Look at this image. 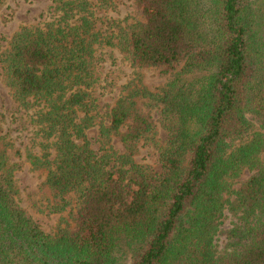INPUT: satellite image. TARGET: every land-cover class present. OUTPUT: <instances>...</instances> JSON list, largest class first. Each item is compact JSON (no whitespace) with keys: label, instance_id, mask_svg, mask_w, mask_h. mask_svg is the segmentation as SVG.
<instances>
[{"label":"trees","instance_id":"trees-1","mask_svg":"<svg viewBox=\"0 0 264 264\" xmlns=\"http://www.w3.org/2000/svg\"><path fill=\"white\" fill-rule=\"evenodd\" d=\"M133 4L131 22L103 31L95 12L113 0H52L0 52L13 99L35 106L24 159L46 170L52 209L72 206L74 223L41 230L0 148V264H264V0ZM113 44L166 81H127L103 124L93 51ZM140 142L157 169L134 161Z\"/></svg>","mask_w":264,"mask_h":264},{"label":"rangeland","instance_id":"rangeland-1","mask_svg":"<svg viewBox=\"0 0 264 264\" xmlns=\"http://www.w3.org/2000/svg\"><path fill=\"white\" fill-rule=\"evenodd\" d=\"M52 0H2L0 4V52L8 46L12 34L24 25H33L41 22L47 14V8ZM114 7L108 10H97L95 28L106 30L108 20H119L120 24H127L136 15L133 0H113ZM110 23V22H109ZM94 83L91 95L95 99L96 120L107 124L110 107L121 93V86L127 81L139 78L148 89L163 85L164 77H158L152 69L136 68L126 59L125 54L116 45L94 46ZM138 107L147 112V107L138 102ZM35 106L24 109L18 105L11 95V90L3 81L0 67V148L10 162L17 167L13 170V178L18 190L19 205L33 218L45 233H53L58 228L73 231L74 223L70 217L72 206H66L54 211L52 206L58 202L53 191L45 183L46 170L32 168L24 159L25 151L31 145L35 127L31 123V114ZM156 124L157 138L161 143L164 132L159 126L158 115L155 110L148 112ZM98 122V121H97ZM98 125L86 130L87 137L96 144ZM115 147H119L116 140H112ZM96 146V145H95ZM38 146L30 148L37 151ZM134 161L146 164L157 169L156 151L147 144L140 142ZM66 195V199L72 201ZM227 219H224V226Z\"/></svg>","mask_w":264,"mask_h":264}]
</instances>
